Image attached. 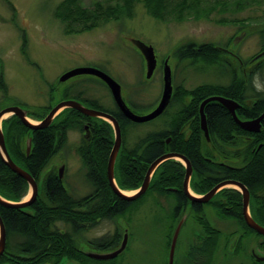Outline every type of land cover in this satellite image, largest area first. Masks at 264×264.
Wrapping results in <instances>:
<instances>
[{
    "label": "trees",
    "instance_id": "1",
    "mask_svg": "<svg viewBox=\"0 0 264 264\" xmlns=\"http://www.w3.org/2000/svg\"><path fill=\"white\" fill-rule=\"evenodd\" d=\"M137 3H142L146 11L160 21L175 22L210 19L213 12L218 13V8L226 6L219 4L216 9V6H209L206 0H118L116 3L98 1L91 7H85L81 0H63L51 12L53 18L58 19L63 25L65 34H80L104 26L110 21L131 19ZM234 5L236 6L234 11L241 12L247 7L264 5V0H238L234 2ZM258 35L262 40L261 51H263L264 29L260 30ZM23 46H27L25 37ZM223 53L225 52L222 51L221 46L211 43L195 45L192 42L180 46L175 51L174 58L178 62L203 63L217 65L220 68L229 66L230 82L227 85L204 84L191 91L176 87L173 90L170 106L178 104L180 108L167 123V129L148 133L133 148L119 150L114 174L115 182L120 190L138 189L149 165L163 153L175 152L186 156L198 178L208 187L225 179L240 181L251 192L258 194L264 204V128L260 133L253 134V142L247 145L249 153L243 154L246 155L247 166L242 170H230L221 165L206 163L201 153V149L206 147L198 127L200 104L213 96L226 97L240 102L249 92V88L241 79L239 69L228 65L222 56ZM230 57H232L231 54ZM263 67L264 59L253 65L254 71H261ZM0 91L6 93L2 71L0 72ZM67 95H69L68 92L65 96ZM253 98L257 99V104L249 114L254 118L264 112V94L256 93L255 96L246 99ZM82 104L111 114L119 123L121 130L133 124L123 118L119 112L98 109L87 102ZM52 106L54 105L41 108V112L38 113L28 111V117L39 121L44 118ZM205 113L212 144L220 150L223 145H228L229 148L238 147L237 141L242 139L245 132L236 126L223 106L217 102L208 103ZM189 121H191L189 135L186 137L184 132L180 133V129ZM84 126H88V139L83 137ZM75 130L81 134V144L75 151L93 191L85 197L76 198L64 187L58 175L51 171L44 177L39 199L31 207L14 209L0 206V217L6 229L8 248L0 258V264H6V256L25 254L38 262L40 261L39 256L44 259L48 253L63 251L68 243L59 232L61 222L75 218L73 215L82 213L80 212L82 207L86 208L83 211L84 215L95 214L96 212L92 213L91 208L94 204L92 198L98 199V211L95 216L99 215L100 219L124 218L129 208L141 199L135 202L125 201L109 188L106 168L113 146V132L107 122L86 117L72 109H66L55 118L51 126L42 130L30 131L16 116H11L2 123V132L10 158L28 171L35 180L39 178L41 171L48 165L55 153L61 149L67 139V133ZM28 135H30L31 146L30 153L27 155L24 150V139ZM169 138L171 142L166 145L165 141ZM250 150L253 151L250 152ZM183 176L184 168L180 163L172 160L162 163L154 172L149 188L142 199L148 194L153 197L157 194L164 197L174 196L169 189L179 187ZM27 190L26 182L12 173L0 157V197L7 201L18 202L25 196ZM231 192L238 196L235 191ZM234 218H237L236 215ZM90 220L91 218L84 219L83 223H90L87 222ZM169 228L171 230L172 226ZM10 242H17L16 254L10 249Z\"/></svg>",
    "mask_w": 264,
    "mask_h": 264
},
{
    "label": "rangeland",
    "instance_id": "2",
    "mask_svg": "<svg viewBox=\"0 0 264 264\" xmlns=\"http://www.w3.org/2000/svg\"><path fill=\"white\" fill-rule=\"evenodd\" d=\"M61 1L0 0V72L6 84V93L0 91V110L19 106L38 113L41 108L67 98L81 104L90 103L98 109L115 111L108 89L94 77L79 76L64 84L58 83V78L65 72L81 67H96L120 84L124 101L134 113L145 115L151 112L161 97L162 70L159 66L153 78L147 80L145 61L130 43V38L150 45L160 65L167 60L173 68V87L188 91L204 84H229L230 67L178 62L174 53L180 46L190 42L216 46L229 43V50L244 63L251 62L250 59L261 52L262 40L258 32L264 26V5L235 12L234 2L238 0H206L209 6H216V9L219 4L226 6L218 8V13L213 12L210 19L175 22L160 21L151 16L142 3H137L131 19L110 21L91 31L69 35L65 34L61 22L52 16L53 9ZM98 1L116 3L118 0H81V3L91 7ZM239 32L242 34L239 44L230 46ZM24 37L26 47L23 46ZM253 83L254 91L264 94V67L253 78ZM66 92L69 95L65 96ZM169 105L165 110L167 113L164 112L157 119L144 124H130L121 130L120 149L133 148L148 133L167 129V123L180 108L178 105ZM7 119L5 117L2 123ZM66 137L60 152L53 157L46 171L65 164L63 185L73 196L82 198L89 195L93 188L75 154L81 144V134L76 130L69 131ZM132 191L125 192L131 194ZM207 213L213 216L210 208H207ZM164 215L165 211L156 203L155 197L148 194L129 208L125 219H118L126 223L129 248L119 264H163L169 233L162 219ZM208 221L213 227H224V222L216 218H208ZM230 224L233 226V222ZM119 230L123 239V230ZM115 232L116 229L110 224L102 222L96 224L92 232L84 233V236L90 238ZM231 264H237V261Z\"/></svg>",
    "mask_w": 264,
    "mask_h": 264
},
{
    "label": "flooded vegetation",
    "instance_id": "3",
    "mask_svg": "<svg viewBox=\"0 0 264 264\" xmlns=\"http://www.w3.org/2000/svg\"><path fill=\"white\" fill-rule=\"evenodd\" d=\"M221 49L222 51L225 52L222 54L225 62L228 65L239 69V73L241 74V79L245 82V84L249 88V92L247 93L246 98L252 96L253 93H254L253 96H255L256 93L257 94L261 93L258 90L254 91L255 86L253 83V78L257 76L258 72H260V71H254L253 69V65L256 63L253 62L244 63L238 56L236 57L233 56L231 54V51L229 50V43L226 44L225 46H221ZM230 54L232 55V57H230ZM164 61L162 62L161 65H160V61H158L153 76L155 72H157V70L159 69L158 68L159 66L161 67V70H163ZM144 67H145V63H144ZM172 73H173V68H172ZM153 76L151 78H153ZM175 88L176 86L173 87V90ZM245 99L240 102L230 99L238 104V107L235 109V114L240 121L243 122L253 121L264 113L262 112L253 118L249 114V112L257 104V99L256 98L248 99V100ZM140 101L142 102V93H141ZM126 104L128 105L127 102ZM178 106L180 107V105ZM114 107H115V111L119 112L122 115L119 108L115 104ZM205 107L203 109V113L206 119L208 138L205 137L204 131H202L201 129L200 113H199L200 106L198 109V114H199L198 127L201 135L203 136L204 145L206 147L201 149V153L203 155L204 161L211 165L213 164L221 165L225 169L236 170V171L244 169L247 166L245 156L249 153L246 147L249 143L253 142L252 141L254 139L253 134H258L263 130L264 118L260 122V130L258 132H248L243 130L236 124L230 111H228V109H226L223 106L226 112L232 117L236 126L240 130L245 132V135L242 136L241 140L237 141V145H239L238 147L229 148L228 145H223L222 149L220 150L217 149L215 144L213 145L211 142V138L208 130L207 115L205 113ZM47 114L44 116V118L47 116ZM44 118H42L39 121H42ZM190 123L191 121L187 122L180 129V133L184 132L186 137L189 135L188 133H189ZM85 127L86 126H84V129ZM29 136L30 135H28V137ZM28 137H26L25 148H24L26 152L25 154L27 155L30 153V147L28 149V145L26 144V142H28ZM170 142H171V138L166 139L165 144L169 145ZM252 151L253 150H250V152ZM59 152L60 151L56 152L53 157H55ZM170 153L184 156L183 154H179L175 152H166L163 153L161 156ZM75 154L77 155L76 152ZM243 154L246 155L244 156ZM53 157L51 158V160L53 159ZM184 157L186 158V156ZM170 160L176 161L180 163L181 166H183L184 176H183V181L179 187L169 189L171 190L170 191L171 193H174V196L164 197L161 194L154 195L156 203H159V206L165 211V215L162 217V219L163 222H165L166 225L168 226L167 231H169L166 237V247L164 252L163 264H170L169 253H170L171 242L174 236H176V239L174 243V253L171 264H231L232 262L235 261H237V264H264V235L260 234L252 227H250L245 219V215H246V217H249L255 224H257L259 227L264 229V204H262V200L260 199V197H258V194H254L253 192H251L249 188L246 185H244L242 182L236 180H230V179L222 180L220 182L213 184L211 187H208V185L204 181L198 178V176L194 171V168L192 167L188 159L187 160L192 168V173L187 183V189L185 190L184 179H185L186 169L184 163L178 158L168 159L166 161H170ZM50 162L48 163V165L50 164ZM48 165H46V167H44V169L41 171V174L37 180H35L33 176L27 171L36 182L38 193L35 201L25 208L31 207L37 201V199H39V196L42 192L44 177L51 171H54L56 175H58L59 169L63 167V165H60L58 169L53 168L51 170L49 169L46 171ZM64 170H65V166H64ZM60 181H62V179ZM230 181L241 184L247 190L248 201L245 210L243 205L242 191L240 190L239 187L230 184L224 185L219 189H217L213 197L210 198L207 202L200 201V199L204 198L217 185ZM27 187L28 190L25 196L20 201L11 202V201H7L4 198L3 199L12 204L28 202L31 196H30L29 186L27 185ZM231 191H235L238 194V196ZM189 196L196 200L194 201L190 200ZM161 200H163L164 202L166 200L167 202L162 203ZM92 201L94 203L91 206L92 213L96 212L95 214L84 215L83 211L86 208L82 207L80 208L81 210L80 212L82 213H77L76 215H73L75 216V218H73L74 222L73 219H69V221L61 222L59 232L64 238V240L68 243L67 245H65L63 251H61L60 253H48V256L44 259H42V257L38 255L40 258V261L38 262L32 259L31 256L25 254H19L16 256L13 255L6 256V261H7L6 264H119L120 260L125 258V256L128 253L129 250L128 245L125 247V249H123L121 253H119L116 257L112 259H101V257L104 255L114 253L120 248L123 239L120 237V233L122 232L119 229L121 228L124 234V230H125L124 224L126 225V223L125 222L124 224L121 223L118 220L119 218L110 219L106 217L100 219L99 215L95 216L98 211V199L92 198ZM9 208H14V207H9ZM25 208H14V209H25ZM207 208H210L212 210L213 216L207 213ZM235 215L238 219L234 218ZM211 217L223 221L224 227L223 228L213 227L209 222L210 219L208 221V218ZM87 218H91L90 221H87L90 223H86V222L83 223V220ZM102 222H106L110 224L112 228L116 229V232L113 234L108 233L106 235H101V236H91L90 238H86L84 236V233L92 232L93 229H95V225L96 224L98 225ZM230 222H233V226L230 224ZM170 226H172L171 230L169 228ZM5 233H6V229H5ZM16 243L10 242L9 244L10 249L15 254L17 253ZM7 249H8L7 240L5 239V249L1 257L5 254V252H7Z\"/></svg>",
    "mask_w": 264,
    "mask_h": 264
},
{
    "label": "water",
    "instance_id": "4",
    "mask_svg": "<svg viewBox=\"0 0 264 264\" xmlns=\"http://www.w3.org/2000/svg\"><path fill=\"white\" fill-rule=\"evenodd\" d=\"M261 30L264 29V26L260 28ZM244 33V32H243ZM242 38V34L239 32L235 38H233L230 43V46H235L236 44H239L240 39ZM130 43L132 46H134L135 49H137L140 54L142 55L144 61H145V76L147 80H149L152 76L153 73L157 67L158 60L156 59L155 53L153 48L150 45L145 44L144 42L138 40V39H133L130 38ZM231 50V49H230ZM231 54L236 57V54L231 50ZM264 59V50L261 51L259 54H257L251 62L256 63L259 60ZM79 76H90L94 77L95 79L99 80L109 91L114 104L119 108L120 112L122 113L123 117L133 123V124H144L151 122L158 117H160L165 110L167 109L173 95V82H172V69L168 64V61L165 60L163 64V70H162V93L160 100L156 107L149 113L142 115V114H136L134 113L131 108L126 104L124 101L123 95H122V88L120 84H118L113 78H111L107 73L104 71L95 68V67H81V68H76L73 70H70L68 72H65L63 75L58 78V83L64 84L68 80L79 77ZM211 102H217L221 105H223L228 111H230L231 115L233 116V119L235 120L236 124L242 128L245 131L248 132H258L260 130V122L264 118V113L258 117L257 119L253 121H240L236 114H235V109L238 107V104L230 99H227L226 97H218V96H213L210 98H207L204 100L199 109L200 113V124H201V129L204 131V135L206 138H208V132H207V127H206V119L203 113L204 107ZM66 109H72L75 110L82 115L92 118V119H101L105 122H107L113 132V146L111 149V152L109 154L108 162H107V169H106V174H107V180H108V185L111 189V191L121 199L128 201V202H134L140 199L145 195L147 192L150 181L152 178L153 173L155 170L166 160L168 159H173V158H178L181 161H183L185 169H186V174H185V179H184V188L185 190L187 189V183L188 180L191 176L192 173V168L188 160L181 155L178 154H166L155 160L148 168L146 175L144 177V180L141 184V186L132 191L131 194L122 191L118 188L115 180H114V167H115V161L117 158V155L120 150V145H121V129L119 126V123L117 120L110 115L107 112H103L97 109L93 108H88V106H85L84 104H81L80 102L76 100H63L52 106L50 111L48 112L47 116L39 122H32L28 118V111L19 107V106H11V107H6L2 108L0 110V157L4 163V165L14 174L19 176L20 178L24 179V181L27 183L29 186V191H30V200L28 202H23V203H16L12 204L10 202H7L3 198L0 197V205L5 206V207H14V208H25L32 204V202L35 201L38 193V188L37 184L32 178V176L22 169L20 166H18L9 156L8 151L6 149L5 145V139H4V134L2 132V126L1 123L5 117H11V116H16L21 123L28 128L30 131H35V130H42L46 129L49 126L52 125L54 122L55 118L63 111ZM84 139H88V126L85 127L84 133H83ZM28 145V149L31 146V139L28 137V142H26ZM63 167H61L58 171V178L59 180L62 179V174L64 172V166L65 164H61ZM234 185L240 188L242 191L243 195V205H244V210L247 205L248 201V192L247 190L239 183L237 182H225L222 184L217 185L214 189L210 191L204 198L200 199L202 202H207L210 198L213 197L217 189L224 185ZM189 199L194 201L196 199L192 198L189 196ZM246 222L250 227H252L254 230L259 232L260 234L264 235V229L259 227L257 224H255L249 217H246L245 215ZM121 221V220H120ZM121 223L124 224L123 221ZM124 236H123V241L121 243L120 248L115 251L114 253L104 255L101 257V259H112L116 257L119 253L125 249L127 246V240H128V229L126 228L124 224ZM5 239H6V233H5V227L4 224L0 218V257L4 252L5 249ZM176 236H174L172 242H171V247H170V264L172 262L173 258V253H174V243H175Z\"/></svg>",
    "mask_w": 264,
    "mask_h": 264
}]
</instances>
